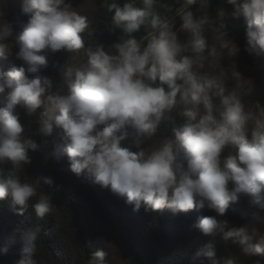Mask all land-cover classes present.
I'll list each match as a JSON object with an SVG mask.
<instances>
[{
    "label": "clouds",
    "instance_id": "clouds-1",
    "mask_svg": "<svg viewBox=\"0 0 264 264\" xmlns=\"http://www.w3.org/2000/svg\"><path fill=\"white\" fill-rule=\"evenodd\" d=\"M18 3L27 17L19 32L0 4V61L14 54L23 62L0 72V94H6L0 104V200H10L18 215L31 208L43 219L55 211L50 195L40 191L41 181L51 185L52 178L22 175L30 152L41 147L34 136L47 145L56 133L52 154L66 156L75 175L91 174L134 211L207 207L215 215L200 217L193 227L264 264V104L246 103L253 81L234 63H223L240 52L226 30L228 19L246 21L245 51L264 58V0H226L231 10L218 7L211 18V0ZM100 7L112 13L107 29L121 33L107 47L90 39L89 16ZM160 9H174V15ZM59 51L72 55L59 66L61 84L54 90L51 78L39 73L49 66L48 54ZM18 109L34 118L35 133L26 132ZM241 196L254 211L242 225L230 226L223 217ZM39 231L24 238L17 264H34ZM108 255L97 248L88 264H107ZM238 259H218L215 239L193 256L200 264Z\"/></svg>",
    "mask_w": 264,
    "mask_h": 264
},
{
    "label": "trees",
    "instance_id": "trees-1",
    "mask_svg": "<svg viewBox=\"0 0 264 264\" xmlns=\"http://www.w3.org/2000/svg\"><path fill=\"white\" fill-rule=\"evenodd\" d=\"M70 2L77 7L83 0ZM95 2L99 5L101 0ZM117 2L123 4L124 0ZM12 6L13 12L6 20L12 24L15 32H19L27 17L21 13L18 0H12ZM218 7L231 10L226 0H211L210 18L215 16ZM193 10L197 15L201 14L198 5L193 6ZM160 11L164 15H174V9L172 12ZM111 16L112 13L104 7L89 16L94 29L90 39L105 47L117 41L121 35L119 30L112 33L107 29L106 24L111 21ZM213 23L218 24L219 21ZM224 23L229 37L239 46L240 52L223 63L226 66L234 63L237 71L253 81L252 91L244 96L245 102L259 101L264 104V58L245 51L246 21L243 18L228 19ZM179 24V17H176L177 29ZM143 34L144 30L141 29L136 35L139 37ZM179 36L184 39L183 33H179ZM15 51L18 49L14 48L13 53ZM71 55L66 51L48 54L49 66L39 74L51 78L54 90L61 84L58 68ZM22 63L13 54L0 61V72L19 67ZM3 103H6V94H0V104ZM18 111L26 132L35 133L37 126L32 122L34 118L27 117L22 110ZM34 138L41 147L38 151L30 152L31 164L26 166L22 179L32 181L39 177H51V185L41 181L40 191L50 195L56 205L55 211L43 219L38 218L31 208L18 215L10 200H0V264H17L24 238L35 228L40 231L37 251L33 256L34 264H88L92 252L97 248H104L109 253L107 264H200L199 260L193 261V256L210 239L216 241V255L220 260L235 255L239 257L238 264H254L258 259L243 257L238 245L225 244L218 236H205L193 227L200 217L215 215L213 210L205 207L173 212L166 208L146 212L141 207L134 211L125 198L96 184L91 174L84 172L77 176L71 172L66 156H54V141H58L56 133L48 138L47 145L41 142L40 136ZM252 211L254 209L249 207L248 197L241 196L223 219H227L230 226H240L245 222V214L250 216Z\"/></svg>",
    "mask_w": 264,
    "mask_h": 264
},
{
    "label": "rangeland",
    "instance_id": "rangeland-1",
    "mask_svg": "<svg viewBox=\"0 0 264 264\" xmlns=\"http://www.w3.org/2000/svg\"><path fill=\"white\" fill-rule=\"evenodd\" d=\"M0 4H4V9H3L5 13L4 18L6 19L7 16H10L13 12L12 0H0Z\"/></svg>",
    "mask_w": 264,
    "mask_h": 264
}]
</instances>
